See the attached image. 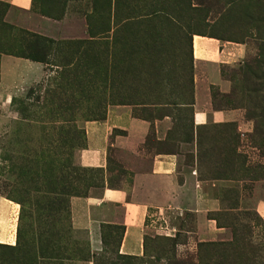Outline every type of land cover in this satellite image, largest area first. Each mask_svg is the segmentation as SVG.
Returning <instances> with one entry per match:
<instances>
[{
    "label": "rangeland",
    "instance_id": "1",
    "mask_svg": "<svg viewBox=\"0 0 264 264\" xmlns=\"http://www.w3.org/2000/svg\"><path fill=\"white\" fill-rule=\"evenodd\" d=\"M195 37L238 43L244 57L196 65ZM0 40V80L3 57L41 64L5 68L24 79L6 77L0 264H264V0H38L30 12L0 6ZM27 52L42 62L13 56ZM197 79L208 97L202 126L193 120ZM110 115L149 122L146 157L177 155L185 185L161 198L154 179L152 194L135 196L152 204L141 256L121 251L123 207L94 211L101 241L121 259L99 258L72 212L70 233L58 214L79 175L81 193L102 195L106 171L82 167L80 156L88 124ZM130 155L111 150L110 187L133 182L122 163Z\"/></svg>",
    "mask_w": 264,
    "mask_h": 264
},
{
    "label": "crops",
    "instance_id": "2",
    "mask_svg": "<svg viewBox=\"0 0 264 264\" xmlns=\"http://www.w3.org/2000/svg\"><path fill=\"white\" fill-rule=\"evenodd\" d=\"M13 8L24 12H30L38 0H0ZM242 46L234 42H224L217 38L195 37L193 40V59L197 65L199 62L207 64L221 65L234 64L241 60L243 55ZM29 63V64H26ZM8 65V66H7ZM15 66L40 69L41 64L15 57L2 58L1 61V80H0V130L1 124L10 121L13 115L9 111L8 99L13 94L6 77L13 76L16 80L22 81L24 76H20L21 71L14 72L12 75L5 74V68ZM30 84L38 82L42 75L38 72L32 74ZM215 78V77H214ZM215 80V79H214ZM14 82H16L14 80ZM216 84V83H215ZM214 83L212 85H215ZM196 105L194 111L195 126L206 125L209 121L208 109L202 107L207 101L206 94L202 95L200 87L195 86ZM205 107V106H204ZM212 118L216 122L223 121V112H213ZM151 125L149 122L134 119L126 116H114L105 121L90 122L87 126L88 147L83 150L80 156L82 167L105 170L106 185L100 196L73 197L70 201L74 229L86 231L89 234V243L93 253L102 250L101 241V221L94 216V211L100 209L104 204H118L124 208L123 226L125 233L122 241L121 251L125 255L141 256L144 251V240L146 236V220L152 204L141 202L135 196L152 194L155 189L152 184L156 182L160 197L164 198L169 194L176 193L185 185L178 181L179 158L177 155L156 153L148 154L144 144L150 133ZM5 129V125H4ZM116 130L126 133L114 136ZM118 148L125 153H131L135 158H125L122 163L127 171L132 173L133 182L122 188H112L108 180V163L112 149ZM152 208V207H151ZM260 211L264 213V208L260 206Z\"/></svg>",
    "mask_w": 264,
    "mask_h": 264
},
{
    "label": "trees",
    "instance_id": "3",
    "mask_svg": "<svg viewBox=\"0 0 264 264\" xmlns=\"http://www.w3.org/2000/svg\"><path fill=\"white\" fill-rule=\"evenodd\" d=\"M0 6L3 7V12H4V6L7 7L8 9H10V7H11L9 4L3 3V2H0ZM31 43L28 45L27 49L33 50L30 47V46L33 45ZM2 46L4 47V42H2L0 40V47H2ZM0 53H4V49H0ZM31 53L32 52H27L25 54H14V55L11 54V55L16 56V57L32 59L33 61H36V62H42V60H40L36 55H32ZM75 172H76V174H79V170H76ZM94 172H97V173H101L102 172L103 173V171H101V170H94ZM76 179H77V181L80 180V175L78 177L74 178V185L72 186V188H69V190H68V192L66 194L63 193V195H67L68 197H84V198L88 197L89 194L87 192L81 193L80 192V188H78V186L75 185ZM70 201H71V198L68 201H66V202L63 201V206L61 207V209L58 210V214H59V217H60L59 223H60L61 226L65 227L66 233H70L71 230H72V227H71L72 225H70V214H71ZM123 228H124V226H123ZM124 230H125V228H124ZM108 248H109V246H108L107 240H106V238H103V240H102V250H101L102 253L99 254V256H100L99 258H102V259H104V258H108V259H114V258L121 259V258H124L121 255H119V250H117V251L110 250L109 251Z\"/></svg>",
    "mask_w": 264,
    "mask_h": 264
}]
</instances>
